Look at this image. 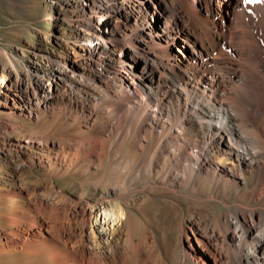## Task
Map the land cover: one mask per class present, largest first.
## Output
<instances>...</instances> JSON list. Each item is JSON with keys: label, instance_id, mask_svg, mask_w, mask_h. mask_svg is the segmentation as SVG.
Here are the masks:
<instances>
[{"label": "bare ground", "instance_id": "obj_1", "mask_svg": "<svg viewBox=\"0 0 264 264\" xmlns=\"http://www.w3.org/2000/svg\"><path fill=\"white\" fill-rule=\"evenodd\" d=\"M67 4L78 13L77 71L90 60L102 65L89 80L106 91L87 88L84 123L75 130L28 139L33 155L25 166H41L51 182L0 185V257L27 264H201L191 229L213 244L217 264H264V0H234L222 22L218 0ZM157 11L162 25L146 30ZM174 14L182 27L171 26ZM106 57L117 62L114 70L104 67ZM51 82L38 77L22 91L4 81L0 92L21 96L19 102L12 96L13 106L29 103L36 111L53 101ZM126 136L139 152H122ZM106 160L115 171L110 182ZM66 176L78 183L67 184L78 194L56 184ZM152 188L165 199L180 201L171 191L189 189L186 196L219 204L217 228L199 237L201 224L185 219L173 247L152 226L140 233L146 219L139 203Z\"/></svg>", "mask_w": 264, "mask_h": 264}, {"label": "rangeland", "instance_id": "obj_2", "mask_svg": "<svg viewBox=\"0 0 264 264\" xmlns=\"http://www.w3.org/2000/svg\"><path fill=\"white\" fill-rule=\"evenodd\" d=\"M218 2L217 19L222 22L226 17L229 21L234 0H218ZM77 14V8L71 4L68 5L67 0H0V83L7 81L8 84H12L16 88L19 87L18 90L22 86V91H25L26 86H30L29 88L32 89L33 85H37L38 77H44L52 81L51 89L54 94L53 101L49 106H41L39 110L35 111L29 106V103L23 102L25 105L23 109L18 108L17 104L13 106V101L17 99L19 102L21 96L12 95V93L10 96H4L0 92V185L12 184L15 179L21 184H34L37 179H41V184H50L51 181L43 175L44 170L41 166L36 163L31 168L25 166V161L33 155V151L28 148V141L38 139V136L48 133L54 134L56 132L63 135L75 130L78 122L84 123L81 112L83 102L81 101L86 102L84 95L88 92L87 88L94 86L99 91H106L101 88L103 86L100 82L93 79L89 80V74L92 75L93 71L103 68L102 65L90 60L84 64V68L80 66V72H84V77L77 71L79 69L77 67L81 63L79 59L82 58V52L78 45L79 41L76 40L75 36L77 28L72 22ZM162 15L157 11L155 17H150L148 23L146 22L144 25L146 30L147 25L149 27L161 26ZM170 22L171 26L182 27L183 25L182 19L177 14L172 15ZM122 48L123 46L120 45L116 52H121ZM66 49H68L67 55L65 54ZM104 60L105 68L114 70V67H117V62L112 58L106 57ZM12 96L15 99H12ZM108 102L109 100L106 104H109ZM135 141V138L127 137L125 146L123 144L121 147L122 152L129 150V155L135 151L137 149L134 147ZM136 151L139 152V149ZM125 155L127 156V154ZM112 165L110 160L104 161L103 170L105 169L107 182L114 178L112 175L115 174V171ZM134 170L133 167L131 172ZM169 173H171L170 170ZM143 180H146V177ZM56 184L78 194L72 186H67V184H78L72 181L71 176L57 178ZM192 185L195 186V189L199 188L197 184H189L188 186ZM180 190L183 192L180 195L171 191L175 197L178 196L177 198L180 200L178 201L165 199L161 188L150 189L152 196L150 195L145 199V202L139 203L146 219L143 226L139 227L140 233L144 232L147 226L150 228L152 226L166 245L173 247L181 237L180 228L185 219L192 223V218L196 224H201L198 231L199 237L205 231L209 232L213 227L217 228L219 216L217 210L220 211L221 206L216 204L214 207H210L186 196L185 193L189 189ZM84 194L90 196L89 193L85 192ZM243 209L244 211L247 210L246 207ZM99 217L101 221L104 220L103 215L100 214ZM229 227L226 225L223 230L230 229ZM189 232L196 252L203 254L204 260L201 261V264H217L212 251L213 244L209 243L210 246H208L207 242L197 240L191 229ZM202 238L205 239V237ZM0 264L27 263L9 261L0 257ZM219 264L221 263L219 262Z\"/></svg>", "mask_w": 264, "mask_h": 264}]
</instances>
